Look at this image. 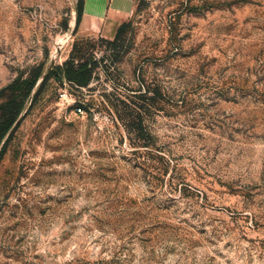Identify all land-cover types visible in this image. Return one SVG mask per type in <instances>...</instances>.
<instances>
[{
    "label": "rangeland",
    "instance_id": "374dc122",
    "mask_svg": "<svg viewBox=\"0 0 264 264\" xmlns=\"http://www.w3.org/2000/svg\"><path fill=\"white\" fill-rule=\"evenodd\" d=\"M76 3L0 0V89L92 70L25 101L0 264H264V0H132L116 39L75 29Z\"/></svg>",
    "mask_w": 264,
    "mask_h": 264
},
{
    "label": "trees",
    "instance_id": "16d2710c",
    "mask_svg": "<svg viewBox=\"0 0 264 264\" xmlns=\"http://www.w3.org/2000/svg\"><path fill=\"white\" fill-rule=\"evenodd\" d=\"M84 0H77L75 29L77 28L83 11ZM123 25L116 29V39ZM92 70L87 62L74 63L73 54L60 65H49L46 69L38 65L33 67L27 78H16L0 89V95L9 91L11 96L0 106V159L2 158L13 131L25 115L23 112L25 101L30 97L33 101L40 94L44 84L50 79L61 83L66 80L72 87L80 88L89 84ZM81 108V107H78Z\"/></svg>",
    "mask_w": 264,
    "mask_h": 264
},
{
    "label": "crops",
    "instance_id": "0c3cea01",
    "mask_svg": "<svg viewBox=\"0 0 264 264\" xmlns=\"http://www.w3.org/2000/svg\"><path fill=\"white\" fill-rule=\"evenodd\" d=\"M132 8V0H84L82 30L107 37L117 27L116 20L129 15Z\"/></svg>",
    "mask_w": 264,
    "mask_h": 264
},
{
    "label": "built area",
    "instance_id": "2783aa9c",
    "mask_svg": "<svg viewBox=\"0 0 264 264\" xmlns=\"http://www.w3.org/2000/svg\"><path fill=\"white\" fill-rule=\"evenodd\" d=\"M77 111H78V112H81V108H78Z\"/></svg>",
    "mask_w": 264,
    "mask_h": 264
},
{
    "label": "bare ground",
    "instance_id": "6f19581e",
    "mask_svg": "<svg viewBox=\"0 0 264 264\" xmlns=\"http://www.w3.org/2000/svg\"><path fill=\"white\" fill-rule=\"evenodd\" d=\"M75 17V16H74ZM75 20V19H74ZM74 22V21H73Z\"/></svg>",
    "mask_w": 264,
    "mask_h": 264
}]
</instances>
